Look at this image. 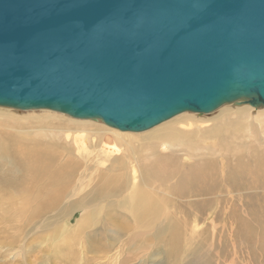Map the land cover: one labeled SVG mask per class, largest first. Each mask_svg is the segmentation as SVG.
I'll return each instance as SVG.
<instances>
[{"label":"water","instance_id":"95a60500","mask_svg":"<svg viewBox=\"0 0 264 264\" xmlns=\"http://www.w3.org/2000/svg\"><path fill=\"white\" fill-rule=\"evenodd\" d=\"M264 108V0H0V107L124 132Z\"/></svg>","mask_w":264,"mask_h":264},{"label":"bare ground","instance_id":"6f19581e","mask_svg":"<svg viewBox=\"0 0 264 264\" xmlns=\"http://www.w3.org/2000/svg\"><path fill=\"white\" fill-rule=\"evenodd\" d=\"M248 105L226 104L205 116L184 112L143 132L108 128L100 119L71 118L72 128L62 129L65 146L61 151L54 123L41 121L42 127L38 125L44 117H58V112L0 110V116L14 125L0 127V207L7 206V222L0 223L15 231L0 248L7 250V256H13L15 250L23 254L25 225L45 220L55 211L62 224L63 216L70 217L66 219L70 222L77 208H84V215L74 225L77 233L89 230L90 220H97L92 214L98 209L114 210L119 204L139 229L132 227L136 231L132 233H137L134 238L146 241L150 234L156 238L168 234L175 242L181 239V225L175 223L177 212L204 213L211 207H228L243 193L264 195V108ZM28 120L36 122L34 130L22 128ZM255 122L260 123V135ZM75 133L80 136L72 148ZM262 213L261 208L255 210L248 204L242 214L255 225L241 227L232 219L226 223L259 243L264 253ZM163 220L167 225L159 227ZM110 226L120 227L114 222L105 224L106 229ZM68 230L65 224V236Z\"/></svg>","mask_w":264,"mask_h":264},{"label":"rangeland","instance_id":"374dc122","mask_svg":"<svg viewBox=\"0 0 264 264\" xmlns=\"http://www.w3.org/2000/svg\"><path fill=\"white\" fill-rule=\"evenodd\" d=\"M244 105L246 106V104H242V102L238 104V106ZM6 109L17 110L14 108L0 107V110ZM220 109L221 108H219L218 110ZM17 111L30 112L34 110ZM38 111L43 110L40 109ZM48 111L49 110H47V112ZM217 111L203 115L198 113L194 114L205 116L214 114ZM57 114H59L58 117H52L53 119L49 117H44L41 120L38 119V125H41V121H43V123H54L57 133L56 135L58 138L56 142L60 144L59 151H61L65 146V138L62 136V129L68 126L72 128L70 126L72 125L70 120L71 118H76H73L64 113L58 112ZM8 120L9 119L0 116V127H2L3 129H11L14 125H11ZM257 123H254V125L256 124V130L259 127L257 125L260 124L259 122ZM102 125L109 128V126L105 125L104 123ZM36 126L37 124L34 120H28L26 122H23L22 124L23 129L34 130L33 127ZM40 127L37 129L40 130ZM257 132L259 134L260 130L258 129ZM77 136H80V133L74 134L72 140L73 142L71 143L72 148L75 147L74 139ZM40 143L41 142H39V144ZM36 199H38V197H36ZM248 204H250L251 208L255 210L261 208L263 210L261 216L264 217V195L257 193H243L239 195L231 205L228 204V207H211L208 208L204 213H198L196 211L189 210L177 212L175 223L177 224V226L181 225L178 227V229H180L179 232L181 239H178L177 241L175 240V242L170 241L168 234L160 237L161 239L156 238L155 236L152 237L153 234H150V239L148 238V240L146 241H142V239L139 238L137 239V237L134 238L137 233H132L136 232L133 231V228H136V230L138 228L133 222L130 214L128 212H125L126 209L124 210V208H122L120 204L117 207L118 210L107 208L103 210L98 209L97 212L93 214L90 213L96 217L97 223L96 221L93 222L92 220H90V226L87 227L89 228V230L85 228V230L83 229L77 233L74 232L76 230V227H74V225L76 226L77 220L84 215L85 209L82 207H78L70 222H67L68 218L70 217L63 216L62 224L60 223L61 219H59L58 222V218L60 216L57 217V211H55L52 216L45 218V220H42L41 218L40 222L35 221L29 223L28 225H25V229L23 232L24 241L23 246H21L23 247V254L19 253L18 250H15L12 253L13 256H7V250L4 248H0V264H264V253L261 250V245L255 241L248 239V237L246 236L239 235L238 227L230 226L226 223L227 220L232 219L238 222L241 227H245L247 225H255L254 223L246 219L242 214L243 209ZM6 207L7 206L5 204H3V207H0V220L4 222H7L5 220L7 214ZM98 215L99 218H97ZM105 218L108 220H106ZM186 219H188L189 221L187 222V224L184 223ZM128 220L131 222H129ZM44 221L46 223H44ZM211 221L213 222L212 224ZM104 222H106L107 224H109L110 222H114L120 225V227L116 228L114 226H110L111 229L109 230L106 229V223L104 224ZM43 223L44 225H42ZM58 223L63 226H59ZM98 223H100L101 225ZM166 223L167 222L163 220L159 222L158 225L159 227L165 226L167 225ZM65 224L69 225L68 234H66V236L62 231ZM92 224L94 226H92ZM10 226L11 225L9 224L0 223V244L7 242V239L15 233L14 229ZM129 227L133 228L129 229ZM70 230L72 234L69 233ZM203 231H205V234L203 233ZM208 232L210 235H212L209 236V234H207ZM33 233H35V235ZM253 233L256 235V230ZM59 236H64V238ZM166 240H168V242ZM61 242L63 243L60 244ZM69 242L71 243L69 244ZM153 243H156V245H153ZM65 245H67V247ZM168 246L171 249H169ZM55 250H57L58 252Z\"/></svg>","mask_w":264,"mask_h":264}]
</instances>
